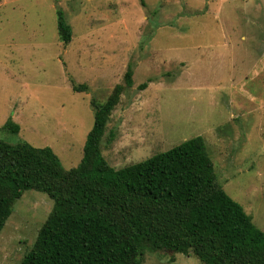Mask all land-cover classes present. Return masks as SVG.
Segmentation results:
<instances>
[{
    "label": "rangeland",
    "instance_id": "1",
    "mask_svg": "<svg viewBox=\"0 0 264 264\" xmlns=\"http://www.w3.org/2000/svg\"><path fill=\"white\" fill-rule=\"evenodd\" d=\"M57 10L71 27L66 46ZM116 86L101 142L111 168L202 137L218 184L264 233V0H0L1 142L48 147L75 168L90 103ZM8 120L17 135L1 130ZM52 206L22 194L0 233V264H20ZM142 264L201 263L147 249Z\"/></svg>",
    "mask_w": 264,
    "mask_h": 264
},
{
    "label": "trees",
    "instance_id": "2",
    "mask_svg": "<svg viewBox=\"0 0 264 264\" xmlns=\"http://www.w3.org/2000/svg\"><path fill=\"white\" fill-rule=\"evenodd\" d=\"M56 31L68 45L60 10ZM131 77L127 69L128 88ZM121 90L91 101L93 124L75 168L64 170L48 147L0 141V233L25 191L53 202L20 264H142L147 249L192 254L201 264H264V233L218 184L202 137L118 170L108 165L101 142ZM1 130L17 135L19 127L8 120Z\"/></svg>",
    "mask_w": 264,
    "mask_h": 264
}]
</instances>
